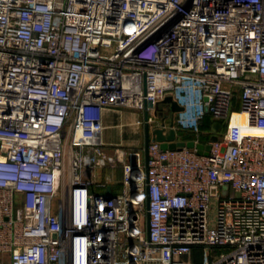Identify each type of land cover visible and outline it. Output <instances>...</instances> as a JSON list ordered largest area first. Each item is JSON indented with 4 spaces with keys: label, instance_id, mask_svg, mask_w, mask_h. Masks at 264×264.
Returning a JSON list of instances; mask_svg holds the SVG:
<instances>
[{
    "label": "built area",
    "instance_id": "obj_1",
    "mask_svg": "<svg viewBox=\"0 0 264 264\" xmlns=\"http://www.w3.org/2000/svg\"><path fill=\"white\" fill-rule=\"evenodd\" d=\"M122 109L209 150L106 146ZM0 264H264V0H0Z\"/></svg>",
    "mask_w": 264,
    "mask_h": 264
},
{
    "label": "crops",
    "instance_id": "obj_2",
    "mask_svg": "<svg viewBox=\"0 0 264 264\" xmlns=\"http://www.w3.org/2000/svg\"><path fill=\"white\" fill-rule=\"evenodd\" d=\"M143 113L128 109L104 110L102 113V140L107 145H119L122 150L142 151V162L144 161V126L137 124L142 121ZM128 129L125 133L124 130ZM107 151H112V147H106ZM97 181H105L111 191L120 190L121 170H102L96 172ZM94 189V188H93ZM95 190V189H94ZM101 190H99L100 192Z\"/></svg>",
    "mask_w": 264,
    "mask_h": 264
},
{
    "label": "water",
    "instance_id": "obj_3",
    "mask_svg": "<svg viewBox=\"0 0 264 264\" xmlns=\"http://www.w3.org/2000/svg\"><path fill=\"white\" fill-rule=\"evenodd\" d=\"M164 102L171 104L170 106L171 112L180 110V108L176 104L171 103L169 97H166L164 99ZM144 119H146V114L144 115ZM143 126H144V142H143L144 162H146L147 160L146 147L150 139H154L156 142H158L159 147L162 150L175 149V148H181V147H186L189 149L195 148L198 154H203V155H206L207 151L209 150L208 145H203L199 143L194 144L193 141H186V142L176 141L175 133L172 129H170L168 133L166 134L164 133L162 129H159V128H155L151 130L147 123H144ZM106 192L109 193V188H107Z\"/></svg>",
    "mask_w": 264,
    "mask_h": 264
},
{
    "label": "rangeland",
    "instance_id": "obj_4",
    "mask_svg": "<svg viewBox=\"0 0 264 264\" xmlns=\"http://www.w3.org/2000/svg\"><path fill=\"white\" fill-rule=\"evenodd\" d=\"M156 109L158 110L159 107L156 106ZM232 109H233V110H236V109H237V105L235 104V105L232 107ZM205 118L208 119L209 121H211V122H212V126H214V127H215L216 125H218V124H221V125H222V123L224 124L223 121L218 120V119H213V118H211L209 115H205ZM202 122H203V121H202ZM224 130H225V128H224V126H223V129H222L221 132H218L217 130H215V132H214V131H207V130H204L203 133L205 134L207 140H208V139H212V138H213V139H220V138L222 137V135L224 134ZM124 132L127 133V132H128V129H125ZM63 135H64V133H62V136H63ZM193 260H194L195 263H198V262H200V257H199L198 255H193Z\"/></svg>",
    "mask_w": 264,
    "mask_h": 264
},
{
    "label": "trees",
    "instance_id": "obj_5",
    "mask_svg": "<svg viewBox=\"0 0 264 264\" xmlns=\"http://www.w3.org/2000/svg\"><path fill=\"white\" fill-rule=\"evenodd\" d=\"M223 126H224V124L222 123V125L218 124L214 127V126H212V122L204 117L203 122L201 123L200 129L202 132L204 130L214 131V132H215V130H217L218 132H221L223 129ZM224 128H225V126H224ZM203 139L206 140V136H204Z\"/></svg>",
    "mask_w": 264,
    "mask_h": 264
},
{
    "label": "bare ground",
    "instance_id": "obj_6",
    "mask_svg": "<svg viewBox=\"0 0 264 264\" xmlns=\"http://www.w3.org/2000/svg\"><path fill=\"white\" fill-rule=\"evenodd\" d=\"M241 132L242 133H252V134H255V135H262L263 134V132L260 131V130H247V129H244V128L241 129Z\"/></svg>",
    "mask_w": 264,
    "mask_h": 264
}]
</instances>
